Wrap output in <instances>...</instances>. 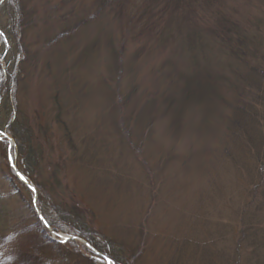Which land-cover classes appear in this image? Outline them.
I'll return each instance as SVG.
<instances>
[{
	"label": "rangeland",
	"instance_id": "374dc122",
	"mask_svg": "<svg viewBox=\"0 0 264 264\" xmlns=\"http://www.w3.org/2000/svg\"><path fill=\"white\" fill-rule=\"evenodd\" d=\"M97 1L19 3L11 93L38 151L31 179L132 264H264V0H118L92 16ZM1 44L3 68L13 52ZM7 112L0 209L12 226L37 192L24 175L34 206L13 176Z\"/></svg>",
	"mask_w": 264,
	"mask_h": 264
},
{
	"label": "trees",
	"instance_id": "16d2710c",
	"mask_svg": "<svg viewBox=\"0 0 264 264\" xmlns=\"http://www.w3.org/2000/svg\"><path fill=\"white\" fill-rule=\"evenodd\" d=\"M113 1L118 0H98V9L92 16L98 14V11ZM120 1L125 2V0ZM21 2L22 0H0L1 10L9 12L11 10V18L6 21L5 25L0 24V32L4 41L0 44L4 49L7 48L4 52L5 57L10 51L13 52L12 48H9L12 44H15L14 48L18 50L23 48L21 43L24 26L21 18L23 10L20 8L21 4L19 5ZM13 14L16 16L14 17ZM10 56L9 59L4 60L3 68L0 66L1 77H4L0 81V111L7 110L12 119L11 122L5 124L4 128L2 127V131L10 134L14 140V147L10 148V153L17 169L31 179V167L38 166L39 156H37V149L33 150L31 147H26V149L20 138L21 135L26 137V133L30 132L25 127H22L23 130L19 128L21 124L18 125L20 122L16 121L15 100L11 92L19 75L20 61L14 52ZM11 66L17 71H10ZM0 144L5 146V141L0 140ZM13 176L19 186L24 190H29L14 174ZM9 178H7V183ZM31 180L37 192V209L49 228L56 233H65L83 239L94 249L111 258L114 264H132L130 257L127 258L122 253L124 244L100 235L86 222L83 211L74 206L61 205L48 192L44 191L37 181L33 178ZM13 185L14 183L9 184L11 190L17 192L20 187L18 185L13 187ZM24 209L26 214L23 210L24 213L19 219L20 221L12 226H9L8 220L0 209V264H82L84 261L91 264H102L96 258L83 256L80 251L86 254H90V251L82 245L78 246L77 242L73 240L60 242L52 239L48 228L37 217L30 201L27 202Z\"/></svg>",
	"mask_w": 264,
	"mask_h": 264
},
{
	"label": "water",
	"instance_id": "95a60500",
	"mask_svg": "<svg viewBox=\"0 0 264 264\" xmlns=\"http://www.w3.org/2000/svg\"><path fill=\"white\" fill-rule=\"evenodd\" d=\"M4 136H5L8 140L10 139V137L7 136L6 134H4ZM9 164H10V166L12 167L15 176H16L20 181L24 182V183L26 184V186L32 190V193H33V204H34V206H35L36 192H35V190H34V186L26 181L25 176L22 175V174L18 171V169L16 168V166L13 164V162H12L10 159H9ZM35 210H36L37 216L41 219L42 216H41L39 210H38L36 207H35ZM41 221L45 224V222H44L43 219H41ZM46 227L48 228V230L51 231V229H50L48 226H46ZM64 239H65V240H68V239H70V240H77V241H79L80 243H82L87 249H89V250H93L97 255H100V256L103 258V262H104L105 264H109V261H111L112 264H114V262H113L110 258H108L107 256H104V255H101L99 252L95 251V250L93 249V247H91L86 241H84V240H82V239H80V238H78V237H75V236L64 237ZM106 258H107V259H106Z\"/></svg>",
	"mask_w": 264,
	"mask_h": 264
},
{
	"label": "snow or ice",
	"instance_id": "6c2138e0",
	"mask_svg": "<svg viewBox=\"0 0 264 264\" xmlns=\"http://www.w3.org/2000/svg\"><path fill=\"white\" fill-rule=\"evenodd\" d=\"M41 219H43V218H41ZM45 226H47V222H45ZM107 259V258H106ZM109 264H112V262L111 261H109Z\"/></svg>",
	"mask_w": 264,
	"mask_h": 264
},
{
	"label": "bare ground",
	"instance_id": "6f19581e",
	"mask_svg": "<svg viewBox=\"0 0 264 264\" xmlns=\"http://www.w3.org/2000/svg\"><path fill=\"white\" fill-rule=\"evenodd\" d=\"M62 234V233H61ZM65 234V233H64Z\"/></svg>",
	"mask_w": 264,
	"mask_h": 264
}]
</instances>
